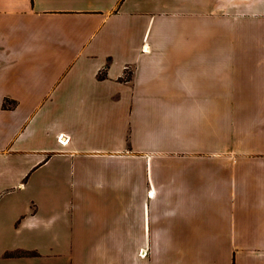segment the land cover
<instances>
[{
  "label": "crops",
  "instance_id": "0c3cea01",
  "mask_svg": "<svg viewBox=\"0 0 264 264\" xmlns=\"http://www.w3.org/2000/svg\"><path fill=\"white\" fill-rule=\"evenodd\" d=\"M254 6V0H0V161L12 159L22 168L21 178L28 175L18 183L2 177L0 184L8 183L10 190L24 186L57 157L64 164L70 156L82 157L72 158L74 170L93 160L121 176V214L78 216L83 220L76 235L83 248L72 245V252L97 258L81 256L70 264H116L120 258L112 254L126 253L150 254L146 260L138 257L137 264H264V113L260 119L246 118L242 158L226 149L222 160L217 119L212 118L211 128L205 121L199 124L195 128L203 131L191 135L184 111L198 103L187 100L190 88H206L221 76L216 51L221 50L222 15L251 13ZM193 16H200L203 27L198 23L194 30L202 29L203 36L190 43L172 29L177 23L185 28ZM251 45L247 88H264V48ZM103 88H128L137 114L122 132H110L108 149L82 150L78 146L93 125L72 104L78 100L93 108L104 98ZM140 88H161L162 94L150 92L144 101ZM143 124H148L145 130ZM159 132L172 144L161 152L182 167L174 169L167 161L162 193L155 180L144 182L148 203L137 213V153L152 156L148 152ZM178 132L193 140L207 135L219 140L220 148L175 150ZM39 136L56 139L55 145H39ZM84 175L88 186L93 174ZM89 199L81 198L84 205ZM36 214L21 220L23 226L59 229L58 219L40 226ZM92 234L99 236L93 243Z\"/></svg>",
  "mask_w": 264,
  "mask_h": 264
},
{
  "label": "rangeland",
  "instance_id": "374dc122",
  "mask_svg": "<svg viewBox=\"0 0 264 264\" xmlns=\"http://www.w3.org/2000/svg\"><path fill=\"white\" fill-rule=\"evenodd\" d=\"M261 3L263 6H260ZM254 4V11L251 13L238 11L231 15H222V27L219 34L221 50L217 49L216 51V67L217 72H221V76L216 77V82L211 86L210 83H206V88H190L187 100L198 103L195 107L189 105L184 108V111H187L185 124H187L191 135H194L195 131H203V127L199 130L195 128L199 124L201 125L205 121L206 126L211 128L212 118L217 119V127L221 131L222 160L226 157L224 154L226 149H233L236 157L242 158L241 153H244L246 149L248 126L246 118L252 114L255 119H260L264 113V88H247L251 69L247 73L246 64L249 65L248 62L251 60L250 54H247L252 48L251 43H254L253 48H264V0H254ZM195 16L189 17L187 22L189 25L185 28H180L181 24L177 23V26L173 25L172 31L178 32V35L183 32L185 37L189 38L188 42L190 43L197 37L201 38L203 30L195 31L194 28L198 26V23H200L201 28L203 25L200 16ZM137 39H139L138 35ZM212 56L211 60L213 61ZM209 58L207 52V66ZM247 60L248 62H246ZM160 89L140 88L139 90L144 93L143 100L145 101L149 98L150 92H152L151 95H155L162 91ZM102 90L104 98L101 100L103 101L95 100L93 108L80 103L78 100L72 104L73 110L79 112L78 115L82 116L83 119H88L91 122L89 125H93L92 129L88 127L87 138L82 140L78 146L82 150L103 151L108 149L110 132H122L123 124L127 119L130 120L137 114V101L131 93L128 94V88H116L113 92H109L106 88ZM108 95H110L109 100L107 99ZM95 115L98 116L95 117ZM97 117L99 121L103 122L102 124H97ZM197 117L200 118V121H193ZM175 120L174 126L176 127ZM76 121H74L75 124ZM146 125L148 124L142 126L144 130ZM207 127L204 129L206 132ZM218 133L217 130L216 138L219 136ZM178 134L179 138L177 137L173 143L175 150L189 148L198 152L200 147L205 150L220 148L217 145L219 140L217 142L213 138L209 140L207 135L205 140H193L194 138L188 139L186 136L182 138L180 132ZM157 136L152 142V149L148 152H152V156H150L152 158L149 156L145 158L144 155L137 153V213L144 207V204L148 203L145 198L147 187L144 182L146 184L150 180H155L159 187L158 192L162 193L166 190V177L161 171L166 169L167 161L174 169L182 167L181 161H178L177 158L171 161L172 159L164 154L166 150L171 149L172 145L171 142H168L167 145L165 132H159ZM36 141L39 142V145L49 143L47 145L54 146L56 139L51 142L50 139L39 136ZM73 157L70 156L69 160H64V164L61 163L62 157H57L51 167L35 172L26 180L24 186H16L10 190L8 183L0 184V264H70L72 260L74 261L75 258L79 260L81 256L97 258L98 254H74L72 252V245H79V248H83L81 246L82 239L79 238L81 236L76 235L82 228L83 220H80L82 217L78 216L84 212L99 214L101 217L105 214H121L123 212L121 201L124 195L123 188L119 186L122 185V181L119 179L121 176L118 172L110 171V166L95 165L92 159L91 164L93 166L90 164L88 167L74 170ZM92 157L93 155H88L86 158ZM73 159L80 161L82 157L76 156ZM224 163L225 161H223ZM186 166L188 167L189 163H186ZM21 169V166L18 167L12 159L2 160L0 161V178H13L18 183L28 176L21 178ZM84 171L93 174L88 186H83L86 180ZM101 182H104L105 185H99ZM85 194L93 199V201L89 199V205L82 203L81 198L88 197H83ZM35 213L39 217L40 226H43L48 220L58 219L59 229L24 227L21 220L31 218ZM100 228L102 229V227ZM98 233L99 231L96 234ZM96 234L88 236L92 243L99 237ZM143 241L144 239H142ZM139 243V238H137V244ZM99 255L101 259L108 256V254ZM112 255L115 256L116 261L118 256L120 258V262H116V264H137L138 257L141 256L143 260H146L147 255L150 254Z\"/></svg>",
  "mask_w": 264,
  "mask_h": 264
},
{
  "label": "trees",
  "instance_id": "16d2710c",
  "mask_svg": "<svg viewBox=\"0 0 264 264\" xmlns=\"http://www.w3.org/2000/svg\"><path fill=\"white\" fill-rule=\"evenodd\" d=\"M7 103H8V102L5 103V107H6V104H7Z\"/></svg>",
  "mask_w": 264,
  "mask_h": 264
}]
</instances>
